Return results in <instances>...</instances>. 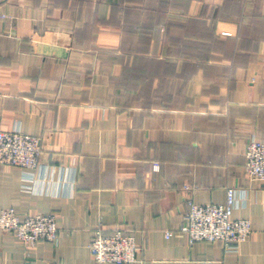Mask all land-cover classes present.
I'll use <instances>...</instances> for the list:
<instances>
[{
	"label": "crops",
	"instance_id": "0c3cea01",
	"mask_svg": "<svg viewBox=\"0 0 264 264\" xmlns=\"http://www.w3.org/2000/svg\"><path fill=\"white\" fill-rule=\"evenodd\" d=\"M14 128L40 138L44 168L0 165V209L53 211L57 238L0 231V264H97L96 228L135 236L124 264H264V181L244 169L264 140V0H0V130ZM229 186L249 237L189 242L188 198Z\"/></svg>",
	"mask_w": 264,
	"mask_h": 264
},
{
	"label": "built area",
	"instance_id": "2783aa9c",
	"mask_svg": "<svg viewBox=\"0 0 264 264\" xmlns=\"http://www.w3.org/2000/svg\"><path fill=\"white\" fill-rule=\"evenodd\" d=\"M40 155L38 136L18 128L0 130V165L20 167L32 178L36 171L44 168ZM244 156V169L248 176L264 181V140L251 138L246 144ZM153 164L158 166L157 162ZM187 204L188 209L181 216L179 230L187 233L189 242L217 241L226 249H234L249 237V220L232 217L237 204L233 187L225 189L221 202L197 203L188 198ZM0 231L11 232L28 245L41 239L55 240V213L35 212L20 217L14 208L4 207L0 209ZM171 234V230L165 231L166 237ZM87 246L97 264H124L136 260L135 236L120 229L104 232L96 228Z\"/></svg>",
	"mask_w": 264,
	"mask_h": 264
}]
</instances>
